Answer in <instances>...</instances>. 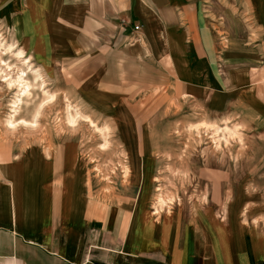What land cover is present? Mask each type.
<instances>
[{"label": "rangeland", "instance_id": "obj_1", "mask_svg": "<svg viewBox=\"0 0 264 264\" xmlns=\"http://www.w3.org/2000/svg\"><path fill=\"white\" fill-rule=\"evenodd\" d=\"M27 1L0 6V174L15 186L28 171L16 163L63 154L91 200L129 196L158 217L212 213L228 233L248 223L264 234V0H198L192 45L146 50L97 9L106 3ZM30 13L39 48V31L16 18ZM67 106L96 124L67 126Z\"/></svg>", "mask_w": 264, "mask_h": 264}, {"label": "crops", "instance_id": "obj_2", "mask_svg": "<svg viewBox=\"0 0 264 264\" xmlns=\"http://www.w3.org/2000/svg\"><path fill=\"white\" fill-rule=\"evenodd\" d=\"M5 1L0 6L8 5ZM79 1L106 3L97 9L118 19L116 27L124 33L138 35L145 50L147 43L178 42L184 49L195 42L198 0ZM30 14L16 18L39 31V48L41 25ZM201 31L210 45L209 28L204 24ZM30 159L16 163L28 171L15 186L10 175L0 174V264H264V234L248 223L249 233L232 224L228 233L212 213L192 216L185 224L183 211L171 216L161 210L158 217L151 203L129 196L105 203L103 193L95 192L91 200L79 167L72 171L79 162L69 165L63 154Z\"/></svg>", "mask_w": 264, "mask_h": 264}, {"label": "bare ground", "instance_id": "obj_3", "mask_svg": "<svg viewBox=\"0 0 264 264\" xmlns=\"http://www.w3.org/2000/svg\"><path fill=\"white\" fill-rule=\"evenodd\" d=\"M19 55H21L22 56V53H19ZM1 64V63H0ZM4 66V65H3ZM2 67V66H1ZM21 81V90H20V92H21V96H23V95H28V93H29V89H30V86L25 82L24 84H23V80L21 79L20 80ZM7 83H8V81H7ZM8 85H10V83H8ZM11 88V87H10ZM52 94V93H51ZM50 95V94H49ZM52 96V95H51ZM55 96V95H54ZM55 98V97H54ZM65 98V97H64ZM54 102H56V99H55V101ZM53 102V103H54ZM67 103V102H66ZM17 104H18V102H17ZM19 105H20V103H19ZM18 106V105H17ZM47 107H49V106H47ZM16 108V107H15ZM40 109V108H39ZM66 109V108H65ZM18 110H19V108H18ZM18 110H15V111H18ZM14 111V110H13ZM42 110L40 109V110H38V112L35 114V116H34V119L36 120V119H38V117L40 116V114H43L42 112H41ZM76 111V110H75ZM79 111V110H78ZM76 112V116H74L72 113H71V107L70 106H67V109H66V112H65V121H63V122H66V124H67V126H70V127H73V129H75L76 127H77V125L76 124H78V123H81V122H87L88 124H90V125H92V126H94L96 123L94 122V120L91 118V117H89V116H86L85 115V113L83 112V111H79V112ZM19 115V114H18ZM42 117V116H41ZM15 118V117H14ZM13 118V119H14ZM40 120V119H39ZM8 122V121H7ZM9 122H11V121H9ZM16 122L14 121V125H17V124H15ZM24 123V126H25V122H23ZM59 123V122H58ZM86 123V124H87ZM11 124V123H10ZM28 124V123H27ZM29 124H30V122H29ZM32 124V123H31ZM13 125V126H14ZM21 127H23V126H21ZM27 127V126H26ZM36 127V126H35ZM34 127V128H35ZM38 127V126H37ZM14 128V127H13ZM30 128V127H29ZM96 128L98 129L99 127H98V125L96 126ZM228 128V127H227ZM27 129V128H26ZM103 129V128H102ZM218 129V128H217ZM216 129V130H217ZM31 130V129H30ZM213 130V129H212ZM215 130V131H216ZM32 131H34L33 129H32ZM104 131L105 132H103V137H105V144H104V146H108L109 145V142H111L110 140H109V135H110V132H111V130H110V128L109 127H105L104 128ZM218 131V130H217ZM230 132V131H229ZM228 134V133H227ZM239 134V129L236 127V131H232V132H230L229 133V135L230 136H236V135H238ZM240 135V134H239ZM238 139H239V142H242V138L239 136L238 137ZM127 170H126V173H129V170L130 169H128V168H126ZM157 204L158 205H160V206H163L164 204H167V202L164 200V199H162V197H160L159 199H158V201H157ZM158 209V208H157Z\"/></svg>", "mask_w": 264, "mask_h": 264}, {"label": "built area", "instance_id": "obj_4", "mask_svg": "<svg viewBox=\"0 0 264 264\" xmlns=\"http://www.w3.org/2000/svg\"><path fill=\"white\" fill-rule=\"evenodd\" d=\"M140 28H141L140 26H136V27H135V30L138 31V30H140Z\"/></svg>", "mask_w": 264, "mask_h": 264}]
</instances>
